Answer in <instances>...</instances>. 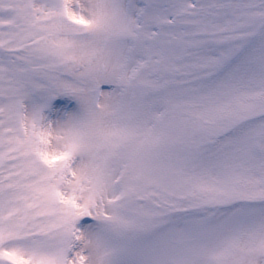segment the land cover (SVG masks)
I'll use <instances>...</instances> for the list:
<instances>
[{"label": "snow or ice", "instance_id": "snow-or-ice-1", "mask_svg": "<svg viewBox=\"0 0 264 264\" xmlns=\"http://www.w3.org/2000/svg\"><path fill=\"white\" fill-rule=\"evenodd\" d=\"M0 264H264V0H0Z\"/></svg>", "mask_w": 264, "mask_h": 264}]
</instances>
